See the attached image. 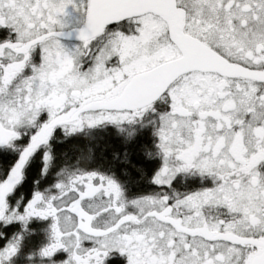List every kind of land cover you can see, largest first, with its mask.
<instances>
[{
    "label": "snow or ice",
    "instance_id": "1",
    "mask_svg": "<svg viewBox=\"0 0 264 264\" xmlns=\"http://www.w3.org/2000/svg\"><path fill=\"white\" fill-rule=\"evenodd\" d=\"M0 264H264V0H0Z\"/></svg>",
    "mask_w": 264,
    "mask_h": 264
},
{
    "label": "flooded vegetation",
    "instance_id": "2",
    "mask_svg": "<svg viewBox=\"0 0 264 264\" xmlns=\"http://www.w3.org/2000/svg\"><path fill=\"white\" fill-rule=\"evenodd\" d=\"M107 135V134H106ZM111 139L115 140V137H111Z\"/></svg>",
    "mask_w": 264,
    "mask_h": 264
}]
</instances>
